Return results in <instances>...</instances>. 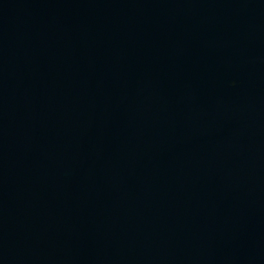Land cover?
<instances>
[{"label":"water","instance_id":"1","mask_svg":"<svg viewBox=\"0 0 264 264\" xmlns=\"http://www.w3.org/2000/svg\"><path fill=\"white\" fill-rule=\"evenodd\" d=\"M0 264H264V0H0Z\"/></svg>","mask_w":264,"mask_h":264}]
</instances>
